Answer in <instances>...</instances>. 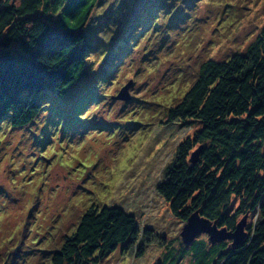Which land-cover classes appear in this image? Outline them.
<instances>
[{"label":"rangeland","instance_id":"rangeland-1","mask_svg":"<svg viewBox=\"0 0 264 264\" xmlns=\"http://www.w3.org/2000/svg\"><path fill=\"white\" fill-rule=\"evenodd\" d=\"M124 1L105 0L91 18L88 77L65 97L42 98L29 125L14 127L11 114L0 124V264H52L95 206L121 207L155 232L142 257L118 249L102 264H164L182 244L186 223L158 185L200 126L168 125V108L206 61L255 41L264 0ZM125 88L130 100L119 98Z\"/></svg>","mask_w":264,"mask_h":264},{"label":"trees","instance_id":"trees-1","mask_svg":"<svg viewBox=\"0 0 264 264\" xmlns=\"http://www.w3.org/2000/svg\"><path fill=\"white\" fill-rule=\"evenodd\" d=\"M104 2L0 0V124L11 114L14 127L29 125L43 110L42 98L65 97L89 76L97 29L91 18ZM167 116L168 125L200 126L178 145L158 185L171 211L184 223L199 211L232 232L247 217V237L239 246L230 239L213 243L210 236L191 243L182 238L180 248H169L166 264L185 255L195 264H264V27L245 51L206 61ZM249 216L258 217L255 225ZM154 233L121 207L95 206L52 264H102L118 249L142 257Z\"/></svg>","mask_w":264,"mask_h":264},{"label":"water","instance_id":"water-1","mask_svg":"<svg viewBox=\"0 0 264 264\" xmlns=\"http://www.w3.org/2000/svg\"><path fill=\"white\" fill-rule=\"evenodd\" d=\"M119 98L130 100L131 96L128 93V88H125ZM199 151L193 154V158L196 159L199 155ZM247 217H245L237 226L236 231H228L226 228L220 229L216 223H212L210 220L201 216L200 212H195L186 223L182 238L186 243H191L194 239L201 234H208L210 240L213 243H217L223 240H234V244L241 245L247 237L246 233Z\"/></svg>","mask_w":264,"mask_h":264}]
</instances>
